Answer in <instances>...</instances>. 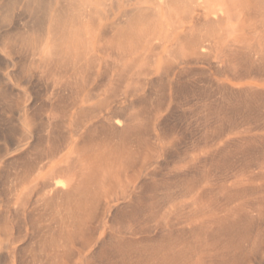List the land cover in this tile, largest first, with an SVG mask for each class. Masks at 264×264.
I'll list each match as a JSON object with an SVG mask.
<instances>
[{
  "label": "rangeland",
  "instance_id": "rangeland-1",
  "mask_svg": "<svg viewBox=\"0 0 264 264\" xmlns=\"http://www.w3.org/2000/svg\"><path fill=\"white\" fill-rule=\"evenodd\" d=\"M13 13L12 22L2 31L15 40L27 17L21 3ZM91 22L89 28L95 30L98 24ZM38 35L32 36L33 45ZM252 39L251 44L257 43ZM14 47L0 51V89L7 93L0 98V264H50L53 253L58 254L57 264H264V80L232 77L228 69L239 71L245 66L234 56L224 57L223 72L213 58L181 63V55L168 74L160 70L155 81H143L134 70L121 72L120 65L110 61L107 69L102 67L104 61L97 76L91 77L92 69L74 72L48 65L39 61L37 48ZM57 86L63 87L61 91ZM119 119L123 128L136 135H130L128 145L123 136H114L113 144L107 141L108 131ZM110 151L111 161L108 157L99 161ZM35 154L45 163V174L53 163L70 171L61 175L62 181L70 182L68 190L81 185L75 170L90 168L94 160L104 167L94 176L99 178L91 185L93 199L79 210L81 220L74 232L50 221L38 202L33 173H20L23 165L40 162ZM15 168L18 172L13 173ZM14 183L17 189H12ZM36 208H41L40 213ZM72 233L74 237L69 236ZM33 238L39 247L31 242ZM4 244H9L7 252Z\"/></svg>",
  "mask_w": 264,
  "mask_h": 264
},
{
  "label": "bare ground",
  "instance_id": "bare-ground-1",
  "mask_svg": "<svg viewBox=\"0 0 264 264\" xmlns=\"http://www.w3.org/2000/svg\"><path fill=\"white\" fill-rule=\"evenodd\" d=\"M20 3H21V5H23V11H24V15H25L24 17L25 18L27 17V20H25V23L23 24V29H22L23 32L22 33L19 32L18 35H16V33L18 31H20L19 29L16 33L13 32V33H15L14 35H16L17 39H18V40L17 39L13 40L10 37L11 33L9 34V32L5 31L4 32L5 34H4L2 30L4 28L8 27L9 24L12 22V20H13L12 15L14 14L13 13L14 9H16ZM107 20H111V21H109V23L104 24V22H106ZM91 21L95 22V24H98L97 27L95 28V30L89 28L88 23H90ZM102 24H104V25L101 26ZM98 27H100V28H98ZM16 30L17 29H15V31ZM35 34H39V35H38V37L34 36V37H37V39H36L37 42H36V45H33L32 36ZM0 35H1L0 51L3 53L5 52V50H12V47H14L15 45H17V49H19L20 51L23 50L22 48H24V47L25 48L28 47L27 49H29V47H33V48L35 47L38 49V50L36 49L37 54L41 55V57L39 58V61L46 63L48 65H50V64L56 65V67H60V68L61 67H64V68L69 67V69H71L74 72L75 71L81 72L84 69H90V70L92 69V71H94V74H91L90 75L91 77H92V75H93V77L97 76L98 71L100 70L101 65L104 61H105V63H104V66H102V67L107 69L108 68V67H106L107 62L109 63V61H110V63L113 65L114 64L120 65L119 68L117 66L116 67L121 72L126 73V70H129V71L134 70L133 73L135 74V76H137L138 79L141 78V80H143V81H152V79L154 80L160 76V70H162L164 72V74L165 73L168 74V72H170V70L174 69L176 67L175 65H176L178 59H180L178 56L182 55L183 58L180 59L181 63L198 62V61L199 62L200 61L209 62V60H211V58H213L216 61H218L217 64H219V65H217V64L215 65V66H218L217 69H222V71L226 70V68H227V67L223 66L224 65L223 61H226L224 57L229 56L231 58L234 56L235 60L237 61V63L239 65H241L240 62H242V65L244 64L245 66H244V69L241 66L242 70L240 68H238L239 71L232 69L233 67L228 69L229 74L232 77L239 79V78H242L244 76H249V77H251V79H254V80H259V81L264 80V0H28L27 2L23 1V0H2V5L0 8ZM248 38H250L249 42H245V40ZM251 39L253 40V42H257V43L251 44ZM12 45H14V46H12ZM25 51H27V50H25ZM32 52L33 53H32V55L30 54L31 55L30 57L33 58V55H35L36 52L34 51V49H32ZM28 53H29V51H28ZM24 54H27V53H24ZM27 56H25V57H27ZM24 64H25V62H24ZM34 64L36 65V63H34ZM35 65L33 67H35ZM21 68L23 69V67H21ZM42 68H43V66H42ZM127 68H130V69H127ZM38 69L40 70L39 67H38ZM48 69H50V68H48ZM59 70H61V69H59ZM20 71H22V70H20ZM20 71H17V72H20ZM34 71H35V69H34ZM219 71H221V70H219ZM216 72H218V71H216ZM56 73H57V71H56ZM62 73H64V71ZM65 73H68V70ZM88 73H90V72H88ZM106 73H108V72H106ZM59 74H60V72H59ZM72 74H73V72H72ZM72 74H71V76H72ZM117 74L120 75V73H117ZM13 75H15V74H13ZM38 75L39 74H37V77H38ZM124 75H123V77H124ZM20 76H21V74H20ZM41 77H43V76H41ZM73 77L74 76H72V78L70 77L71 80L73 79ZM125 77H126V75H125ZM46 78L48 79V77H46ZM104 79H106V78H104ZM104 79H102V81ZM51 80H53V79H51ZM65 80H66V78H65ZM41 81L43 82V80H41ZM60 81H61V79H60ZM158 81H159V79H158ZM2 82H4V81H2ZM44 82H45V79H44ZM50 82H52V81L49 80V84L51 85ZM72 82H74V81L72 80ZM137 82H139V81H137ZM4 83H6V82H4ZM38 83H39V81H38ZM63 83H64V81H63ZM65 83H67V82L65 81ZM75 83H77V82H75ZM79 83H81V82H79ZM47 84H48V82H47ZM84 84H85V82H84ZM61 85H62V82H61ZM100 85L101 84H99L98 86H100ZM64 87L66 88L65 85H64ZM120 87H122V85ZM253 87H255V86H253V85L248 86V88L252 89V90L254 89ZM49 88H50V86H49ZM52 88H54V87H52ZM56 88H55V91H56ZM60 88H63V87L60 86ZM60 88L58 87L59 90H60ZM97 89H98V87H97ZM100 89H99V91H100ZM4 90L0 89V98H2V99L4 98V95L6 96V94H7ZM55 91H53V92L56 94ZM60 91L59 92L57 91V92L60 94V93H62ZM54 93L52 95H55ZM8 94H9V92H8ZM11 94H12V91H11ZM13 94H14V92H13ZM64 94H65V92L63 93V95ZM120 94L121 93H119V95ZM128 94H129V92H128ZM60 95H61V97L63 96L62 94H60ZM114 95H115V91H114ZM116 95H115V97L117 98L118 95L117 96ZM224 95H226V94H224ZM229 95H230V93H229ZM64 96H65V98H67L66 94ZM58 97H60V96H58ZM14 98H15V96H14ZM52 98H54V97H52ZM49 99L50 98H48V100ZM64 100H66V99H64ZM6 101H7V99H6ZM60 101L58 100L59 104H60ZM115 101H116V99H115ZM43 102H44V100L42 101V103ZM54 102H56V100H54ZM67 102H69V100ZM46 103L44 105H46ZM48 103H49V101H48ZM61 103H62V101H61ZM40 104H41V102H40ZM77 105H79V104H77ZM40 106L42 107V105H40ZM46 106H44V107H46ZM50 106H52V104ZM57 107H58V103H57ZM64 108H62V109H64ZM245 108H246V105H245ZM0 109H1V107H0ZM52 110H54V109H52ZM57 110L59 111V109H56V111ZM91 110H92V108H91ZM123 110H125V109H123ZM39 111H41V109H39ZM67 111L64 113H67ZM82 112L83 111H81V113ZM119 112H121V111L119 110ZM59 113H60V111H59ZM83 113L86 114L85 112H83ZM39 114H37V115L39 116ZM119 114L120 113L117 114V117ZM42 116L43 115H41V117ZM121 116L122 115H120V117ZM117 117L115 116V118H117ZM42 118H40V119H42ZM137 119H139V118H137ZM8 120L11 121L12 119H8ZM44 120H46V119H44ZM49 120H50V117H49ZM49 120L48 121L46 120L47 123L49 122ZM46 121H44L43 123L45 124ZM126 121H127V119H126ZM11 123H13V122H11ZM58 123H60V122H58ZM110 123L112 124L111 121H110ZM113 123L115 125L114 126L115 128L114 127H113V129L109 128L110 129V131H108L109 133L106 132L108 134L107 137L109 136L107 141L112 142V140H114L115 137L119 138V137L123 136L122 137L123 141L125 143H127V145H128V143H129L128 141L132 138V137L131 138H129V137H130L131 133L133 132V130L128 129L127 127L123 128V123L121 122L120 119H119V121L113 122ZM3 124L1 126H3ZM8 124H10V122H8ZM8 124H7V126H8ZM54 125H56V124H54ZM144 125H146V124L144 123ZM58 126L60 128V125H58ZM102 127H104V126H102ZM55 128H53V129H55ZM59 128L57 127V129H59ZM53 129H52V131H54ZM104 130H106V129L104 128ZM4 131L6 132V128L4 129ZM55 131H56V129H55ZM98 133H100V130ZM23 134H25V133L23 132ZM10 135H11V133H10ZM43 135L46 136V134H43ZM132 135H134V134H132ZM18 136H19V134H18ZM25 136H26V134L24 135V137ZM54 136H55V134H54ZM56 136H58V135L56 134ZM135 136L136 135H134V137ZM52 138H53V136H52ZM58 138H60V137H58ZM105 138H106V136H105ZM38 139H40V137L37 138V141H38ZM41 139H42V137H41ZM135 139H137V138H135ZM138 140H139V137L135 141L137 142ZM141 140H143V137ZM141 140H140V142H141ZM10 141H11V139H10ZM53 141L51 143H53ZM36 142H34V143H36ZM54 142H56V141H54ZM119 142H121V141H119ZM136 142L134 144H136ZM143 142H141V143H143ZM113 143L114 142H112V144ZM52 145H55V144L53 143ZM120 145H121V143H120ZM123 145H124V143H123ZM132 145H130V146H132ZM136 146H139V145H136ZM142 146H143V144H142ZM55 147H56V145H55ZM37 151H39V150H37ZM30 154H32V153H29V155ZM38 154H39V152H38ZM38 154L37 155L35 154V156H38ZM43 155H44V153H43ZM112 155L113 154L111 153V151L108 154H107V152H105L103 154V156L101 158H99V161L103 160L106 157H108L111 161ZM35 156L33 159L37 158ZM53 158H55V157H53ZM133 158H135V157H133ZM33 159H31V160L33 161ZM38 159H39V156H38L37 160ZM134 160H136V159H134ZM19 161L21 162V160H19ZM35 161H36V159H35ZM69 161H71V159ZM47 162H50V160ZM97 162L98 161L94 160V163L91 164L92 166L90 168H88V167L82 168L81 167V168H79L78 171L75 170L73 172L74 176L80 177L78 179H80L79 184H81V185L78 187L71 188L70 190H68L70 182H64V180L63 181L61 180L62 174L66 173L68 175L70 173V171H68L67 168H65V167L63 168L64 165L62 167L61 166L58 167L57 165L55 166V163H53L51 165L52 168H51L50 173L45 174V170H46L45 166L46 165H45V163L42 164V162L40 160L39 163H37V161H36L35 164L23 165L20 173L23 176L33 173V175H34V178H33L34 189L37 190V195L39 196L38 202H41L40 206H42L44 214L47 213V215L50 217V221L53 222V224H59V226L60 225H67V229H69V231H71V232H74L76 229V223H78L79 220H81L79 210H81V208L89 206L91 199H93L91 185L94 181H96V178H99V177H96L94 179V176L96 174H98L99 168L102 167L101 163L98 164ZM132 162H134V161H132ZM102 168H103V172H104V167H102ZM18 169H19V167H18ZM15 170L17 171V169L15 168L13 173H15ZM102 175H104V174L102 173ZM21 179H24V178H21ZM13 180H14V178H13ZM19 182H20V180H19ZM1 183H3V182L1 181ZM16 184H17V182H16ZM97 184L96 183L94 184V186H95L94 189H96ZM98 185H97V187H98ZM17 186L18 185H16V188L13 187L12 189H17ZM29 190L31 191V189H29ZM5 191H3V192H5ZM10 191H12V190L10 189ZM4 195H6V193ZM23 196H24V194H23ZM9 200H10V198H9ZM21 200L24 201V199H21ZM5 201H6V199H5ZM40 209H38L39 210L38 213H40ZM36 210H37V208H36ZM91 212L93 213V211H91ZM34 213H32V214H34ZM39 219H40V216H39ZM42 220H44V217ZM38 223H42V222H38ZM44 226H47V225H44ZM18 227L20 229V226H18ZM56 229H58V228H56ZM21 230H22V228H21ZM36 231H38V230H36ZM39 231H41V230H39ZM50 231L53 232L54 229H50ZM43 232H45V231H43ZM39 233H37V234H39ZM49 235L51 236L52 234L49 233ZM34 236H36V235H34ZM69 236L74 237V233L69 234ZM35 239L33 238V241H31V242H34ZM63 239H65V238H63ZM55 240H56V238H55ZM48 242H49V240H48ZM40 243H42V241ZM37 244H38V242H36L34 245H37ZM52 245H56V242L53 241ZM28 246L29 245H27V247ZM29 247H31V246H29ZM37 247H39V246L37 245ZM56 247L57 248L58 247L66 248V245L57 244ZM4 249L7 252L9 249V244H4ZM30 250H32V249H30ZM39 250H40V248H39ZM55 250H56V248H55ZM25 251L27 252V250H25ZM26 252H24V253H26ZM43 252H44V250H43ZM75 252H77V251H75ZM22 254H23V252H22ZM53 254H54V256H52V258L50 260L52 262L50 264H57L58 263V256L57 255L58 254H56V255H55V253H53ZM28 256H30V255H28ZM34 257H35V255H34ZM37 260H36V262H37ZM45 262L43 264H45ZM23 264H25V263H23ZM28 264H30V261Z\"/></svg>",
  "mask_w": 264,
  "mask_h": 264
}]
</instances>
